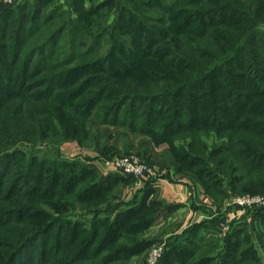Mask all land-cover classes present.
<instances>
[{
  "label": "trees",
  "instance_id": "16d2710c",
  "mask_svg": "<svg viewBox=\"0 0 264 264\" xmlns=\"http://www.w3.org/2000/svg\"><path fill=\"white\" fill-rule=\"evenodd\" d=\"M53 1L0 5V234L25 226L0 264H114L171 213L153 183L121 202L114 186L131 176L18 147L89 142L92 114L165 144L170 173L216 207L228 191L264 193V0H121L113 13L101 6L114 0ZM95 144L86 160L111 158ZM250 210L253 233L237 223L221 241L194 222L157 264H264V206Z\"/></svg>",
  "mask_w": 264,
  "mask_h": 264
},
{
  "label": "rangeland",
  "instance_id": "374dc122",
  "mask_svg": "<svg viewBox=\"0 0 264 264\" xmlns=\"http://www.w3.org/2000/svg\"><path fill=\"white\" fill-rule=\"evenodd\" d=\"M22 1H32V0H20L18 2ZM63 1V0H61ZM102 0H86L87 6L90 5V2L93 4H97ZM121 2V0H114L111 1L109 4L107 3L106 6H101L102 11H112V13L118 9V5ZM53 3L56 4V0L53 1ZM108 21H111L113 18V15L110 14L108 17ZM103 51L102 53H104ZM86 127L88 129L87 133L85 134L86 138L90 141L79 143L76 140H66L64 142L59 143L56 146H53L52 141H48L45 143H37V144H29L26 142H21L18 144L19 149H21L24 152H27L28 154L36 153L39 157L42 156H50V158L53 156V158L57 159H63V160H78L80 162H90V166H95L93 163L102 161L109 162L111 159L117 156H128V155H137L141 161L148 164L151 169H153V174H151L148 178L145 184L147 183H155L158 178H164V176H168V178L171 176V178H185L180 177L178 174H171L170 170L171 167L168 165V162L166 160L165 155V149L166 145H159L163 146L164 148L161 149V151H157L156 148L159 146L151 143L143 134H134L132 130L129 128L122 127L120 125H113L110 123L106 124H100L98 123L97 119L93 117V114L90 116V119L86 123ZM53 136L48 135L47 139H51ZM96 142H98L101 145H104V147H107L106 151H109V155H111V158H104L105 156L100 158H95L94 160H86L85 156H92L94 157L97 153L100 154L101 149L96 148ZM2 148V147H1ZM57 150V151H55ZM79 150V152H75ZM93 151V154L86 155L85 153H89ZM99 151V152H97ZM76 153V154H75ZM98 155V154H97ZM101 155V154H100ZM108 164V163H107ZM111 165V164H110ZM169 171V175L166 174V172ZM172 171V170H171ZM102 173V172H101ZM173 173V172H172ZM115 174V173H114ZM100 177L105 176V174H100ZM122 177H127L120 175ZM173 176V177H172ZM187 179V178H185ZM133 182V180L131 181ZM190 182V181H189ZM132 183H129L127 185L123 184V182L119 181L115 184L114 190L117 195H119V199L121 202H126L131 199H133L134 195L139 192L140 189L144 187H138L135 185H131ZM191 185V206H192V212L190 213V216L186 219V223L189 222V224H192L194 222H199L201 220H205L208 222V228L209 225H214L215 227L209 228L210 232L207 233V237L211 236H219V240L222 241V239H225L227 234L230 232L227 231L226 234L221 233V229L219 228V220H221L224 216L226 218L230 217L232 218L234 213L236 216L233 219H230L229 221H232L230 224V229L237 223H244L247 224L248 230H250L251 233L254 232L256 229L258 223H257V216L252 214V211L250 210H244L243 208H240L236 205L234 206H227L224 208V203H227L232 197L234 196H240V195H255L251 193H229L224 198V200L220 203L221 205L216 207L213 205L210 197H208L203 189L200 187L199 184H192ZM153 197H155V194H153ZM125 200V201H124ZM163 210L166 208L162 207ZM77 215L81 213V208L77 207ZM110 217H113L115 215V211H111L108 213ZM79 217V216H78ZM184 222V223H185ZM24 225L21 223H13L8 224L6 228L1 231L0 234V247H3V249L8 250V243L13 242L16 237L22 232L25 228ZM184 229L179 225V227H176L175 223L171 219V213L167 212V214L164 217H160L157 219V222L150 227H147L143 232V237L145 239H149L152 241V243L145 248L140 254H136L134 256H130L127 260H116L114 261V264H146V259L148 255V250L157 243H163L164 247L162 250V253L165 249V246L168 242V239L170 237H174V233H177L179 231H182ZM7 235V237H5ZM50 236H53L50 234ZM44 238H41L39 240H43ZM37 240L34 243L35 247V255L37 253L38 247L40 246V242ZM218 240V241H219ZM220 241V242H221ZM217 243V241H216ZM36 244V246H35ZM258 251L261 255H263L260 247L257 245ZM162 255V254H161ZM161 257V256H160ZM159 260V259H158ZM157 264V262L155 263Z\"/></svg>",
  "mask_w": 264,
  "mask_h": 264
},
{
  "label": "built area",
  "instance_id": "2783aa9c",
  "mask_svg": "<svg viewBox=\"0 0 264 264\" xmlns=\"http://www.w3.org/2000/svg\"><path fill=\"white\" fill-rule=\"evenodd\" d=\"M0 2L5 3L7 5L15 4L16 0H0ZM107 162V161H105ZM108 164H111V167L114 169L115 173H118L123 176H131L133 178L132 184L138 187H142L147 178L153 174V169L143 161L137 155H128V156H117L111 159ZM131 184V185H132ZM132 185V186H133ZM238 206L243 208L244 210H250L257 207L264 206V193L263 194H255V195H240L232 197L227 203H224V208L227 206ZM236 216L234 213L233 217L226 218L225 216L219 220V228L221 229V233L226 234L227 231L230 230V224ZM189 222L184 224V227L189 226ZM163 243L154 244L149 250L146 259V264H155L160 258L163 250Z\"/></svg>",
  "mask_w": 264,
  "mask_h": 264
},
{
  "label": "crops",
  "instance_id": "0c3cea01",
  "mask_svg": "<svg viewBox=\"0 0 264 264\" xmlns=\"http://www.w3.org/2000/svg\"><path fill=\"white\" fill-rule=\"evenodd\" d=\"M20 1V0H16ZM5 3L0 2V5ZM163 146L156 148L157 151H161ZM76 153L79 150L75 151ZM75 153V154H76ZM86 155L93 154V151L85 153ZM108 162L100 160L99 162L93 163L97 169L102 172L101 174H114V169L111 165L107 164ZM173 177V176H172ZM157 181L153 184L155 198L161 199L164 203V206L173 205L174 208L171 211V219L175 223L176 227L179 225L183 228L186 223V219L190 216V213L193 211L191 206V185L188 179L185 178H157ZM185 222V223H184ZM215 227L213 224L209 225V228Z\"/></svg>",
  "mask_w": 264,
  "mask_h": 264
}]
</instances>
